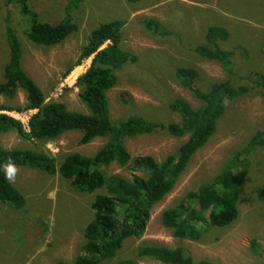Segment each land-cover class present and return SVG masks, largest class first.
<instances>
[{
    "label": "rangeland",
    "instance_id": "1",
    "mask_svg": "<svg viewBox=\"0 0 264 264\" xmlns=\"http://www.w3.org/2000/svg\"><path fill=\"white\" fill-rule=\"evenodd\" d=\"M5 3L6 0H0V82L8 58L4 37L7 18L21 45L22 69L37 84L45 103H62L69 111L88 113L79 101L75 83L88 70L92 59L74 68L68 76L64 74L76 63L89 33L100 24L113 21L125 24L121 48L138 57V63L116 72L117 84L107 93L111 121L138 115L161 124L179 123L180 118L168 109V104L176 99L199 108L201 104L192 92L180 87L175 80V70L179 67L198 72L195 89L200 91L225 81L251 88L244 96L227 104L214 136L193 156L173 191L150 212L143 236L127 240L112 261L100 264L128 259L135 264H160L135 257L136 250L143 245L179 248L195 261L205 260L211 264H261L264 260V203L259 202L257 196L264 189V148L249 158L247 171L240 173L238 218L231 226L210 229L196 243L178 241L161 226L160 217L186 194L212 180L233 152L264 129V0H140L135 4L126 0H84L71 13L77 32L52 48L31 45L23 34L26 25L19 9L7 8ZM27 4L41 22L56 25L65 16L68 0H27ZM143 20L160 22L170 36L153 37L143 28ZM210 27L222 28L229 35L227 42H219V47L233 54L234 77L226 75L219 64L201 59L193 52L195 47L205 44ZM24 99V93L18 90L13 99L0 97V106L20 107ZM24 113L0 114L20 121L25 127L29 114ZM79 139V133L70 132L41 147L9 132L0 135V146L9 151L50 153L59 164L74 153L92 157L105 143L103 139H95L86 146H79ZM185 141L186 138L174 139L158 131L125 140L124 146L131 157H151L161 163ZM6 172L14 176L11 184L24 197L25 207L15 212L0 204V264H71L83 245V229L92 218L94 196L102 191L80 195L72 191L69 181L57 175L49 177L16 167ZM107 174L130 179L131 170L111 165ZM251 242L258 245V255L251 252Z\"/></svg>",
    "mask_w": 264,
    "mask_h": 264
},
{
    "label": "trees",
    "instance_id": "2",
    "mask_svg": "<svg viewBox=\"0 0 264 264\" xmlns=\"http://www.w3.org/2000/svg\"><path fill=\"white\" fill-rule=\"evenodd\" d=\"M83 1L68 0L65 16L56 25L41 22L39 16L28 7L27 0H6L5 5L7 8L19 9L26 25L23 34L31 45L52 48L77 32L78 27L71 13ZM126 1L135 4L140 0ZM9 21L6 18L4 37L8 58L3 67L0 97L13 99L16 92L21 90L25 99L20 107L0 106V113L35 114L28 120L26 128L20 121L0 114V135L13 132L20 140L41 147L70 132L80 134L79 146H86L95 139H103L105 143L92 157L74 153L59 164L50 153L9 151L0 146V204L15 212L25 207L24 197L12 186L6 172L15 167L35 170L49 177L57 175L69 181L76 194L92 195L102 191V194L94 196L92 218L83 229V245L71 264L112 261L124 242L143 236L150 212L173 191L193 156L214 136L227 104L244 96L251 88L233 86L230 81H225L210 85L207 91H200L195 89L198 72L192 68L179 67L175 70V80L180 87L192 92L201 104L199 108L194 109L187 102L176 99L168 104V109L180 118L179 123L161 124L138 115L111 121L107 93L117 84L116 72L126 65L138 63V57L121 48L125 24L113 21L100 24L89 33L76 63L64 74V77L68 76L74 68L92 59L88 70L75 83L79 90V101L88 113L72 112L62 103H45L37 84L22 69L21 45ZM141 24L153 37L170 36L158 21L143 20ZM228 37L226 30L210 27L206 31L205 44L195 47L193 52L201 59L219 64L226 75L234 77L233 54L219 47V42H227ZM262 55L264 57V48ZM158 131L174 139L186 138V141L161 163L151 157L134 158L128 154L125 140ZM262 148L264 129L256 132L243 147L233 152L212 180L199 185L194 192L186 194L173 207L163 211L161 226L171 232L174 240L194 243L199 242L202 234L210 229L231 226L238 218L237 204L242 182L240 173L247 171L249 158ZM111 165L130 169V179L108 175L107 170ZM257 198L264 203V189ZM250 249L254 255H258L256 242H251ZM135 257L160 264H211L205 260L195 261L179 248L171 250L143 245L136 250ZM114 264L135 262L128 259ZM261 264H264V260Z\"/></svg>",
    "mask_w": 264,
    "mask_h": 264
},
{
    "label": "bare ground",
    "instance_id": "3",
    "mask_svg": "<svg viewBox=\"0 0 264 264\" xmlns=\"http://www.w3.org/2000/svg\"><path fill=\"white\" fill-rule=\"evenodd\" d=\"M77 72V71H76ZM26 114H29V119L31 118V116L33 115L31 112H25ZM24 113V114H25ZM34 114H35V112H34Z\"/></svg>",
    "mask_w": 264,
    "mask_h": 264
},
{
    "label": "built area",
    "instance_id": "4",
    "mask_svg": "<svg viewBox=\"0 0 264 264\" xmlns=\"http://www.w3.org/2000/svg\"><path fill=\"white\" fill-rule=\"evenodd\" d=\"M32 113V112H31ZM18 114V113H17ZM20 115V114H19ZM25 120L27 121L28 123V120H29V117L25 118ZM27 127V125L25 126V128Z\"/></svg>",
    "mask_w": 264,
    "mask_h": 264
},
{
    "label": "clouds",
    "instance_id": "5",
    "mask_svg": "<svg viewBox=\"0 0 264 264\" xmlns=\"http://www.w3.org/2000/svg\"><path fill=\"white\" fill-rule=\"evenodd\" d=\"M8 179H14V176H9Z\"/></svg>",
    "mask_w": 264,
    "mask_h": 264
}]
</instances>
